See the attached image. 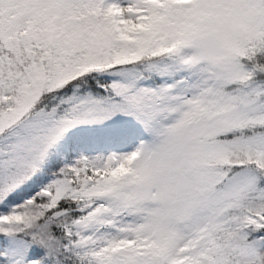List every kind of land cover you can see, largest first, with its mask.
<instances>
[{
  "label": "snow or ice",
  "instance_id": "1",
  "mask_svg": "<svg viewBox=\"0 0 264 264\" xmlns=\"http://www.w3.org/2000/svg\"><path fill=\"white\" fill-rule=\"evenodd\" d=\"M0 264H264V0H0Z\"/></svg>",
  "mask_w": 264,
  "mask_h": 264
}]
</instances>
